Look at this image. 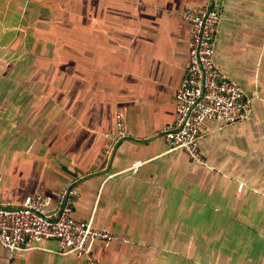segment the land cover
Wrapping results in <instances>:
<instances>
[{"label":"crops","instance_id":"crops-1","mask_svg":"<svg viewBox=\"0 0 264 264\" xmlns=\"http://www.w3.org/2000/svg\"><path fill=\"white\" fill-rule=\"evenodd\" d=\"M207 4L216 64L252 100L244 120L204 122L197 163L161 131L189 62L184 11ZM67 185L73 215L117 236L88 241L100 264H264V0H0V203L42 193L54 210ZM0 264L87 263L51 239L0 242Z\"/></svg>","mask_w":264,"mask_h":264},{"label":"built area","instance_id":"built-area-1","mask_svg":"<svg viewBox=\"0 0 264 264\" xmlns=\"http://www.w3.org/2000/svg\"><path fill=\"white\" fill-rule=\"evenodd\" d=\"M183 16L191 26L189 62L176 95L175 121L161 132L171 148H181L197 163H204L200 147L204 122L221 120L233 124L244 120L250 115L252 98L216 64L221 16L214 5L187 6ZM116 127L115 142H119L127 137L121 113L116 114ZM243 186L240 183L238 189ZM78 196L77 187L67 185L60 192L54 210H50V201L42 193L28 195L20 205L0 203V242L12 252H21L32 243L54 239L62 253L83 257L87 264H100L88 241L110 242L117 236L73 215Z\"/></svg>","mask_w":264,"mask_h":264}]
</instances>
